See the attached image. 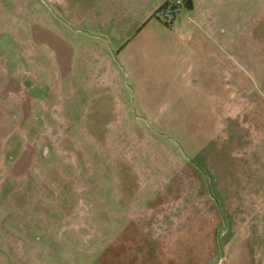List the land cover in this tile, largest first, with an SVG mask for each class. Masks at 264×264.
<instances>
[{
    "label": "rangeland",
    "instance_id": "1",
    "mask_svg": "<svg viewBox=\"0 0 264 264\" xmlns=\"http://www.w3.org/2000/svg\"><path fill=\"white\" fill-rule=\"evenodd\" d=\"M49 10L0 0V112L22 106L32 158L6 165L2 235L27 264H264V0L197 20L233 32L214 67L184 61L201 50L179 42L185 8L114 50Z\"/></svg>",
    "mask_w": 264,
    "mask_h": 264
},
{
    "label": "crops",
    "instance_id": "2",
    "mask_svg": "<svg viewBox=\"0 0 264 264\" xmlns=\"http://www.w3.org/2000/svg\"><path fill=\"white\" fill-rule=\"evenodd\" d=\"M46 1L54 10V12L49 10L50 14L52 13L54 22L58 23V28H61L62 32L82 37L83 41L79 43H84V45L97 44L104 48L109 47L111 50L124 48L130 39L132 42L133 39L137 41L139 35L154 23L156 10L167 2V0ZM191 2L192 7L185 14V17L193 20L194 24L186 23V26L180 24L179 42H188L194 45L196 50L200 48L201 50L196 56L185 57L184 61L193 60L199 66L207 65L208 67L217 66L219 63H223L224 59L233 61L234 52H236L235 40L232 38L233 32H229L230 39L219 41V34H224V31L205 29L203 23L197 22V20L203 22L220 18L224 13L230 17L241 16L243 18L246 16V0H234V3L233 0H191ZM234 5H237L238 8L234 9ZM197 44H200L199 48ZM237 47L238 54L242 56L243 61H246L245 42L242 47L240 45ZM19 99L21 101V98ZM21 107V105L17 106L18 112H12L11 108L6 109V107H3L2 112H0V196L4 193V181L7 178V174H5L6 165L9 160L14 161L9 163V165H13V169H10V172L13 173L21 168L24 172L27 160L32 159L26 152L27 125L20 122L16 123L15 119H11L15 115L21 116L23 111ZM21 175L23 174L17 176ZM261 198V205H264V190ZM262 208L264 211V207ZM0 213L2 214L0 225L4 227L6 212L1 202ZM25 246L26 240L5 237L0 231V264H27ZM155 252V258L157 260L158 258L162 259L161 254L166 252V248H157ZM162 260L164 261V259Z\"/></svg>",
    "mask_w": 264,
    "mask_h": 264
},
{
    "label": "built area",
    "instance_id": "3",
    "mask_svg": "<svg viewBox=\"0 0 264 264\" xmlns=\"http://www.w3.org/2000/svg\"><path fill=\"white\" fill-rule=\"evenodd\" d=\"M182 8L181 0H169L167 1L166 6L163 8L161 13H164L173 19L177 14L180 13Z\"/></svg>",
    "mask_w": 264,
    "mask_h": 264
},
{
    "label": "trees",
    "instance_id": "4",
    "mask_svg": "<svg viewBox=\"0 0 264 264\" xmlns=\"http://www.w3.org/2000/svg\"><path fill=\"white\" fill-rule=\"evenodd\" d=\"M166 4L167 2H165L162 6H160V8H158L155 13L156 14L160 13L163 10V8L166 6ZM181 4H182V7L187 10H190L192 7L191 0H181Z\"/></svg>",
    "mask_w": 264,
    "mask_h": 264
}]
</instances>
